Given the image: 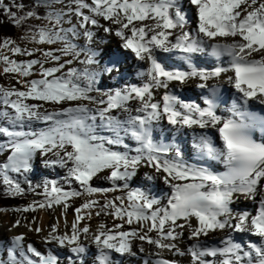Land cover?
<instances>
[{"label":"snow or ice","instance_id":"obj_1","mask_svg":"<svg viewBox=\"0 0 264 264\" xmlns=\"http://www.w3.org/2000/svg\"><path fill=\"white\" fill-rule=\"evenodd\" d=\"M187 4L185 8L183 0H0L3 22L22 28L25 41L60 45L28 49L8 36L0 40L3 72L14 74L20 85L0 86V153H6L0 182L6 196L31 190L44 198L14 211L60 205L65 207L66 222L67 206L74 198L118 189L127 193L105 202L85 201L74 209L70 232L60 233L57 224L40 237L46 246L75 254L78 259L67 264H84L89 249L82 237L91 229L80 223L91 218L93 209L97 217L120 221L112 228L101 224L92 234L97 264H114L113 253L136 256L133 239L154 247L148 254L152 260L145 258L144 264H183L170 257L185 256L188 264H264V112L250 110V102L264 105V0H187ZM33 20L44 23H30ZM96 28L121 38L122 49L148 65L137 73L141 84L99 87L105 75L122 73L119 56L101 62L98 51L76 42L81 36L92 41ZM158 52L174 56L187 70L166 67ZM6 53L36 58L18 61ZM197 57H212L218 64L212 69L200 67ZM77 63L84 67L73 66ZM220 78L238 93L227 115L218 113L220 87L209 84ZM193 79L209 94L204 107L170 91L171 85L182 87ZM133 101L138 106L133 107ZM116 110L128 115H113ZM164 121L175 134L191 138L194 162L181 143L154 138L157 128L163 135ZM37 157L43 167L64 170L67 188L56 180L32 182ZM216 165L224 170H214ZM141 167L156 174L146 173V180L159 178L169 189L163 202L129 187ZM105 172L103 178L112 187L94 186L93 180ZM17 177L24 178L27 190ZM241 198L256 202L258 212L233 208ZM20 226V220L11 225ZM24 227L37 235L43 232L35 220ZM185 230L192 242L186 248L181 247ZM218 230H228L221 245L201 240ZM232 233L249 234L259 242L241 244ZM139 252L144 253V247ZM0 264H61V260L51 247L42 251L26 243L21 233L0 242Z\"/></svg>","mask_w":264,"mask_h":264},{"label":"bare ground","instance_id":"obj_2","mask_svg":"<svg viewBox=\"0 0 264 264\" xmlns=\"http://www.w3.org/2000/svg\"><path fill=\"white\" fill-rule=\"evenodd\" d=\"M183 1L185 2L187 0H183ZM186 4L184 3L185 7H187ZM242 7H243V5H242ZM137 23H139V22H137ZM144 23H150V21H145ZM101 24H104L105 26H107L108 22L104 21V20H101ZM67 26H69V25H67ZM112 27H113V29H115L116 25H112ZM101 30H103V28L93 29V31L95 33L93 40L89 42L86 39V40L80 41L79 44L81 46H83V47H90L93 50L98 51L100 53L98 59L101 58L100 59L101 62H109L111 59H108V58H112L113 59L114 57H117V56L120 57V55H122V54H123L124 58L120 57L121 58L120 69H121L122 75L117 76L116 73H113L112 77H110V79H112V81H110L107 77L106 78L103 77L102 81H104V83H102L99 86L102 89H109V88L119 87L120 84H121V86L124 85V84H140V83H138V81L141 82L140 78L136 77L137 73H138L136 71V68L138 67V63L135 62V60L131 59V57H130L131 53L130 52H125V51H123L121 46L119 47V42L121 41V38L113 36V35H110V34H108L106 32L104 33V31H103L102 35L103 36L109 35L110 38L106 37V36H105V38L98 37L99 35H101ZM110 41H111V43H110ZM98 47H102V49H96ZM113 54H115V55H113ZM107 55L109 56L108 58H107ZM101 56H105V58L103 59ZM157 57H158V59H161L165 63L166 67L168 66V62L171 61L172 59H174V56L167 55V54L164 55V56H157ZM74 66L78 67V66H84V65H81V64L77 65L76 64ZM81 68H83V67H81ZM113 77H116V79L114 80ZM191 86H193V83L191 81H189L188 83H186L182 87L177 85V84H173V85L170 86V91H173L176 95H179L178 92L180 91V89H184V88L187 89V88H189ZM194 87H197L196 83H194ZM162 91L163 90L157 91V93H156L157 99H159L161 97ZM82 103H87V102H83L82 101ZM131 104H132L133 107H135L136 105L138 106V102L137 101H133V102H131ZM88 106L89 107H93V108L97 107V106H94L92 104H89ZM112 114L120 116L122 118L128 115L127 113H123L120 110H116ZM161 127L164 129L163 134H165L164 135L165 139L167 138L170 141L175 140V141H177V143H181L182 146L185 148L186 153L189 156L194 157V154L190 150V139H191L190 137H187L185 139L182 135L175 134L172 131V129L170 128V126L167 125L166 121L163 122ZM177 135H178V137H176ZM160 136H161V132H160V129L158 128V130L155 131V133H154V138L160 139ZM127 142L129 143V141H127ZM130 142L133 143V145H134V142H132V141H130ZM37 163H38V160H36V164ZM36 171H37V169H34V171L30 174V179L32 180L33 178H35L34 182L39 183V181L37 180V176H39L41 174V171L38 170L37 171V175H35ZM142 171L143 172H147L148 171L147 173L152 174V175H156L151 169H145V170H142ZM142 171H140V172H142ZM48 172H49V175H51L50 177H48L49 179H53V178H56V177H58V179H59V176H64V174H65L64 170L63 171H58V169H50ZM61 178L62 179H59V182H58L60 184L64 183L63 177H61ZM156 181H158L159 184H162V181L159 178H157ZM159 184L156 183L155 189L150 188V189H145V191H147V192L150 191L152 194L160 193L161 192V190H160L161 188L158 187ZM163 189H164L163 191H166V193H169V189L167 188V186L164 185ZM243 202L245 204H247V203H252V204L255 203V204H257L256 202H254L252 200H245V199L241 198L238 202H236L238 204L235 203L236 207H235V204L233 205V208H239V209L245 208V210H248L251 213V211L253 210L254 207L252 205H249V204L245 205V204H243ZM237 205H239V207H237ZM249 207H251V208L249 209ZM193 223H195V221H193ZM30 232L31 231H29L26 228L20 229V227H19V228H12L10 232H5V233L2 234V236L4 238L3 240H5V242H6V241H10L15 235L22 233V234H24L26 236V243L34 244L38 249H40L42 251L46 247H52V245L46 246L42 242V240L40 238L41 236H43V235H45L47 233H41V235H37L36 233L34 234V233H30ZM185 232H187V230H185ZM218 232L219 231L210 234L208 237H206V239H209V238H212V237H218V236L222 235L224 232H228V230L221 231V233H218ZM187 236H188V234L187 235L185 234V240H184V243L181 245V247L186 248L188 246V244L192 243L191 241H189L187 239ZM201 240H204V238L201 237ZM38 242L41 243L42 245H39ZM137 242L134 239L132 240L133 250L137 252V255L135 257L136 258L143 257L144 259L147 258L149 260H152V257L149 256L148 254L150 252L154 251V247L151 246V245H148L147 243H139L141 241H139L138 243ZM53 246H55V245H53ZM140 247H144V249H145L144 253H140L139 252V248ZM64 249L67 250L68 248H64ZM88 249H89L88 253L85 256H83L84 264L91 263V262L87 261V257L89 255H91L92 253H96V254L98 253V249L96 248L95 245H92ZM166 254H168V253L166 252ZM169 255L170 254H168L166 256H169ZM97 258H98V256H97ZM175 258L179 259V258H184V257H175ZM77 259L78 258L76 257V255L72 256V258H71V260H77ZM112 259L114 261V264H117V261H119L121 259H126V261L128 260L129 262L132 261L134 264L138 263V261L135 262L133 257H131L129 255L119 256L118 254L113 253ZM180 260H182L184 264H188V262H189V260H185V258L184 259H180Z\"/></svg>","mask_w":264,"mask_h":264},{"label":"rangeland","instance_id":"obj_3","mask_svg":"<svg viewBox=\"0 0 264 264\" xmlns=\"http://www.w3.org/2000/svg\"><path fill=\"white\" fill-rule=\"evenodd\" d=\"M184 2V1H183ZM185 4L187 3V1H185L184 2ZM187 5V7H188V4H186ZM57 7H61V5H57ZM187 7H185V8H187ZM193 19H195V17H193ZM30 23H32V24H36V25H40V24H42V23H44L43 21H39V20H33V21H30ZM65 27H69V26H67V24L65 25ZM18 30H19V38H16L15 40H16V42L21 46V47H23V48H28V49H33V48H45V49H47V48H49V47H52V48H56V47H60V45H52V46H49V45H39V44H35V43H31V42H28V41H25L24 39H23V37L25 36V32H24V30L22 29V28H18ZM103 31H104V29L103 30H101V35H99L98 37H103V38H105V36L106 37H109L110 38V36L109 35H105V36H103L102 35V33H103ZM104 33H105V31H104ZM113 36H115V35H113ZM112 36V37H113ZM83 40H86V38H84L83 36H81L76 42L79 44L80 43V41H83ZM111 42V41H110ZM122 45V40L119 42V47ZM96 49H102V47H98V48H96ZM104 49V48H103ZM105 50V49H104ZM110 51V50H109ZM108 51V52H109ZM124 51V50H123ZM6 54H8V55H10V56H12V54L11 53H6ZM108 54V53H107ZM116 54V53H115ZM115 54H113V55H115ZM106 56V55H105ZM105 56H101L103 59L105 58ZM109 56L107 55V58H108ZM12 58L13 59H16V60H18V61H22V60H28V59H32V58H36V57H27V56H19V55H17V56H12ZM68 58H70V57H65V59H68ZM82 59H83V57H82ZM101 59V58H100ZM108 59H111L112 60V58H108ZM76 65V64H75ZM77 65H80L79 63H77ZM74 66V65H73ZM81 67H84V66H78V68H81ZM108 78L109 80H110V76H107V75H105L104 76V78ZM32 77H30L29 79H31ZM102 83H104V81H102V79H101V81H100V84L99 85H101ZM121 85V84H120ZM0 86H3V87H20V85H18L17 83H16V77H15V75L14 74H5L4 72H3V65H0ZM98 94H100V93H98ZM93 95H95V94H93ZM97 96V95H96ZM82 103V102H81ZM92 105H94V106H97V105H95V104H92ZM137 106V105H136ZM0 110H2V109H0ZM1 154V159H0V163H3L4 161H5V158H6V153H0ZM37 160H38V163L36 164L35 163V168L34 169H37V171L39 170V171H41V174L39 175V176H37V180L40 182V181H50V180H56L57 182H59V179H62L61 177H64V176H59V179H58V177H56V178H53V179H49L48 177H50L51 175H49V170H50V168H46V167H43L41 164H40V158L39 157H37ZM49 169V170H48ZM56 169H58V171H63L62 169H59V168H56ZM145 169H150V168H145V167H142V168H140L139 169V171H138V174L133 178V182H132V186L135 188H140L141 190H144L145 191V189H150V188H153V189H155V186H156V183L157 184H159L158 183V181H155V182H152V184H150V185H148L146 182H144V181H141V179H145L144 177H145V174H143V173H147V172H143L142 170H145ZM37 171H36V173H35V175H37ZM140 171H142V172H140ZM147 174H149V173H147ZM12 175H15V174H12ZM103 177L104 176H106L107 175V172H105V173H102L101 174ZM143 176V177H142ZM97 178V180H96V182H98V184H102V182L103 181H105L106 183H104V184H102V187L103 188H108V187H112V184L111 183H108V181H106L104 178ZM142 177V178H141ZM17 179H19L20 181H21V184L23 185V186H26V183H24V178L23 177H17ZM34 179L35 178H33L32 179V182H34ZM110 181V180H109ZM132 181V180H131ZM111 182V181H110ZM60 184V183H59ZM98 184H93L94 186H97ZM122 184V183H121ZM62 187H65V188H67V185H65L64 183H62V184H60ZM129 187L130 188H132L131 186H130V183H129ZM145 187V188H144ZM158 187H160L161 189V192H163L164 194H165V191H163L164 189V184L162 183V184H159V186ZM0 189L1 190H4L5 188H4V186H3V184H2V182H0ZM159 189V188H158ZM37 191H40V192H42L41 191V189H37ZM154 191V190H153ZM118 192H119V189L117 190V191H113V192H110L111 193V195L110 196H112V197H116V194H118ZM148 193H149V195H151V196H155V197H157V195H159V193H157V194H152L150 191H148ZM35 194V193H34ZM35 199H40V197L39 196H37ZM42 199H44L43 197H42ZM106 199H109V194L107 193V194H105V197H104V199L103 200H101V199H96V200H99V201H103V202H105L106 201ZM81 200H85V197H83ZM31 201V200H30ZM77 201H79V199H74V201L73 202H77ZM236 204H238V203H236ZM236 204H235V206H236ZM243 204H245L244 202H243ZM247 204H250V203H247ZM247 204H245V205H247ZM237 206H239V205H237ZM241 208V207H240ZM251 207H249V209H250ZM55 211L56 210V213H50L49 211ZM248 211V210H247ZM69 216V217H68ZM73 216H75V212H74V209H72V207L70 206V204H69V206H67V218H66V222H65V207H62V206H60V205H56V206H54L53 208H45V209H41V210H37V211H34V212H16V211H14V210H7V211H5L4 209H2V210H0V242H5V240H3L4 238H3V236H2V234L3 233H5V232H10L11 231V229H12V227H11V225L13 224V222L14 221H16V220H20L21 221V226H20V229H24V228H26V227H24V225L25 224H28L29 222H31L32 220H35V226H38V227H41L42 229H43V232L42 233H48L49 232V230H50V228L52 227V226H54V225H57L58 224V227H59V230H60V233H63V232H65V230H68L69 232L71 231V229H69V225L71 226L72 225V223H73V220L72 219H69V218H72ZM75 221V220H74ZM86 221H91V223H90V226L91 227H93L92 229H91V232L88 234V236L87 237H82V240H83V242H84V244L88 247V248H90L92 245H95L93 242H92V234L93 233H98V231H96V229L98 228V226H99V223L100 224H106L107 225V227L108 228H112L113 227V224H109V223H116V224H118V223H120V221H114L113 220V217L111 218V220L110 221H108V222H106L105 221V219L104 218H101L100 219V222H99V220H86ZM69 224V225H68ZM80 226L81 227H83V226H85L82 222L80 223ZM133 227H135V225H133ZM95 228V229H94ZM26 229H28V228H26ZM219 231V230H218ZM30 233H34L35 234V232H30ZM218 233H221V231H219ZM228 232H224L222 235H224V234H227ZM185 234L187 235L188 234V232H185ZM39 235H41V233L39 234ZM222 235H220V236H222ZM220 236H218V237H220ZM204 238V240H206V237H203ZM212 238H216V237H212ZM134 240H136V242L138 241L139 242V240L138 239H134ZM137 242V243H138ZM139 243H142V242H139ZM38 244L39 245H42L41 243H39L38 242ZM51 248H53V245H52V247ZM67 250H69V249H67ZM53 252H55V254L60 258V260L61 259H68V257H69V254H70V251L68 252L67 251V253H64V249H62V248H59L58 246H55V249H53ZM65 252H66V250H65ZM91 255H93V254H91ZM166 255H168V254H166L165 253V256ZM131 257H133V256H131ZM135 257V256H134ZM126 260V259H125ZM87 261H89L88 259H87ZM128 261V260H127ZM90 262V261H89Z\"/></svg>","mask_w":264,"mask_h":264},{"label":"trees","instance_id":"obj_4","mask_svg":"<svg viewBox=\"0 0 264 264\" xmlns=\"http://www.w3.org/2000/svg\"><path fill=\"white\" fill-rule=\"evenodd\" d=\"M25 3H29L30 0H24ZM5 18L0 16V40L5 36L11 37L13 39L19 38L18 28H14L11 23L3 22ZM4 190H0V210L2 209H13V208H23L28 204L27 196H16L10 197L4 194Z\"/></svg>","mask_w":264,"mask_h":264}]
</instances>
